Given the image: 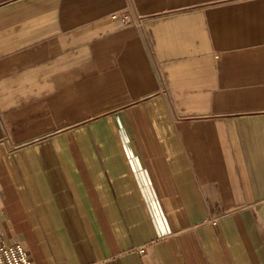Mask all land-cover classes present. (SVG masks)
I'll list each match as a JSON object with an SVG mask.
<instances>
[{
	"label": "crops",
	"instance_id": "obj_1",
	"mask_svg": "<svg viewBox=\"0 0 264 264\" xmlns=\"http://www.w3.org/2000/svg\"><path fill=\"white\" fill-rule=\"evenodd\" d=\"M14 240L33 264H264V0H0Z\"/></svg>",
	"mask_w": 264,
	"mask_h": 264
},
{
	"label": "built area",
	"instance_id": "obj_2",
	"mask_svg": "<svg viewBox=\"0 0 264 264\" xmlns=\"http://www.w3.org/2000/svg\"><path fill=\"white\" fill-rule=\"evenodd\" d=\"M118 13L113 14L116 16ZM127 23L131 19H125L122 13L119 14ZM0 264H33L26 247L22 242L14 240L11 242L0 241Z\"/></svg>",
	"mask_w": 264,
	"mask_h": 264
}]
</instances>
